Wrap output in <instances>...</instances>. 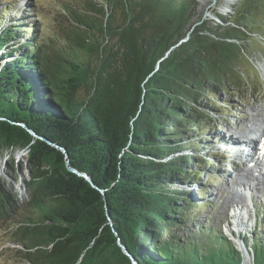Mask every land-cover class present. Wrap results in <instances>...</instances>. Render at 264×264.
<instances>
[{
  "label": "trees",
  "instance_id": "16d2710c",
  "mask_svg": "<svg viewBox=\"0 0 264 264\" xmlns=\"http://www.w3.org/2000/svg\"><path fill=\"white\" fill-rule=\"evenodd\" d=\"M193 5L52 0L27 21L0 8V116L67 156L26 129L0 128V166L8 151L11 171L28 170L23 197L0 174V257L130 264L120 243L137 264L241 263L220 225L200 224L195 238L188 225L209 203L182 186L200 184L210 154L201 137L226 124L230 97L245 95L237 57L264 29V0H240L234 15L209 22H193ZM20 147L28 152L16 162ZM254 234L244 243L264 264V230Z\"/></svg>",
  "mask_w": 264,
  "mask_h": 264
},
{
  "label": "rangeland",
  "instance_id": "374dc122",
  "mask_svg": "<svg viewBox=\"0 0 264 264\" xmlns=\"http://www.w3.org/2000/svg\"><path fill=\"white\" fill-rule=\"evenodd\" d=\"M192 1L194 2L193 22L199 18L209 22L211 20L217 21L216 15L218 14L226 17H228V13L234 15L233 9L240 0H215L214 2L210 0ZM51 2L52 0H0V8L4 7L6 10L5 14L11 16L12 8L17 7L19 9L17 15L19 16L21 12L24 11L22 14H26V17H24L22 21H27L35 20L37 15H46L49 13L52 9ZM258 13L264 18V13ZM193 26H191L190 31ZM257 32V36L248 35V51H246L248 56H245L244 59H239V57H237L241 65L239 69L248 81L245 95L241 99L235 96L230 97V101L232 102L231 107L229 109H223L226 124L219 127L215 125L210 126L212 128L207 129L203 137H201L210 145V149H207V153L210 152V154H208L206 158L209 164L206 167L205 173H203L200 178V184L193 183L191 185L182 186V188L188 190L191 199H195L198 202L204 201L205 203H209L199 214L196 215L192 212L196 217H193V221L190 222L188 228L195 231V238L197 237V228L200 224H207V227L212 226L216 229L219 227L218 225H220V230L226 237L228 236L229 238V236H232L233 239L239 242V244H237L233 241L235 248L241 253L242 259L240 264H243L245 252L250 257L247 264H253L252 253L246 250L247 248L244 241L247 238L250 242L255 235V231L259 229V231L262 232L264 230L263 226H256L257 218H261L264 223V177L259 178L258 176V170H260L264 176V157L257 158L252 153L248 152V165L234 167L232 163H229L231 162L230 159L229 161L227 160L228 157L224 155L226 151H224L220 145L221 142L230 141L228 140L229 138L235 141L242 140L246 139L249 134V137L253 136L251 138H254L259 128L264 129V29ZM222 98L226 99L227 96L222 95ZM213 119H217V117H213ZM261 121L263 127L259 126ZM241 128H244L246 131L250 129L252 132L248 134L247 132L241 133ZM244 135H246V137ZM211 151L215 154H219V160L218 158L215 160V158L211 156ZM8 154V151L3 152L0 174L7 181L11 182L14 191H16L19 196L23 197L25 195L23 180L28 177V170L24 165L25 163H23L22 170L11 171L4 163ZM222 157H224V159H221ZM21 160H24V154L20 157H15L16 162ZM224 161H226V163H224ZM232 161L235 164V159L232 158ZM253 162H257L258 165L252 167ZM258 166L259 168H255ZM208 179H210V181ZM239 182L244 183L240 186L238 184ZM245 184L252 186L250 189H246ZM246 190L252 193V205H250L248 200L245 202L242 198ZM199 193L202 194L200 195ZM244 202L247 204L246 208H248L244 211L246 215H243L242 218L238 215L239 224H236H238L237 227L239 230H233L234 222H237V220L233 217L232 212H235L238 207L243 206ZM180 233L183 234V236L187 235V231L182 232L179 230V234ZM165 237L166 233L162 235V238ZM4 240L5 239L0 235V246L2 247L5 245ZM6 263L13 264L1 256L0 264ZM16 264L23 263L18 262Z\"/></svg>",
  "mask_w": 264,
  "mask_h": 264
},
{
  "label": "water",
  "instance_id": "95a60500",
  "mask_svg": "<svg viewBox=\"0 0 264 264\" xmlns=\"http://www.w3.org/2000/svg\"><path fill=\"white\" fill-rule=\"evenodd\" d=\"M210 1H211V2H214L215 0H210ZM186 38H187V36H186L184 39H186ZM182 40H183V39H182ZM4 127H6V128H10V129L15 128V127H20V128L26 129V132L28 133V135L31 136V138H30L31 140H30V141H34L35 138H37V139H43V140H45L47 143H49L50 145L55 146V147H57L58 149H60V150L65 154V157H67L64 148H61V147L55 145L54 143L50 142L49 140L43 138L42 136L37 135V134H36L35 132H33L32 130L28 129V128L25 126V124L22 123V122H19V121H13V120H11V119L6 118L5 116H0V128H4ZM4 152H5V151H4ZM16 152H17V154H16ZM27 152H28L27 147L14 148V157H16V156H17V157H20V156H22L23 154H24V157H25V155L27 154ZM7 156H8V155H7ZM66 164H67V168L73 171V169L70 168V166H69L68 158H66ZM74 171H75V170H74ZM75 172H76V171H75ZM76 173H77L78 175H80V176H83L86 180H88L89 182H91L90 177L87 176L86 174L81 173V172H76ZM229 239H230L232 242L235 241L237 244H239V242H238L236 239H233L232 236H229ZM119 245H120V247L122 248L123 252L129 257V259H130V264H137V262H136V261L132 258V256L128 253V251L126 250V248H125L122 244H120V243H119ZM242 256H243V254H242Z\"/></svg>",
  "mask_w": 264,
  "mask_h": 264
},
{
  "label": "bare ground",
  "instance_id": "6f19581e",
  "mask_svg": "<svg viewBox=\"0 0 264 264\" xmlns=\"http://www.w3.org/2000/svg\"><path fill=\"white\" fill-rule=\"evenodd\" d=\"M226 1H232V0H226ZM263 124H262V121L260 122V127L262 126ZM263 127V126H262ZM242 132H247V134L248 133H251L252 131L250 130V129H247V131L244 129V128H241V133ZM258 132H260L261 134H263L264 135V129H260L259 128V130H258ZM245 137H246V135H244ZM249 136H250V134H249ZM250 138V137H249ZM237 142L236 143H234L233 145H228V148H227V146L225 147V146H222V149L224 150V151H226L225 153H229V154H231V155H233V154H238V152H239V149H240V147L238 146V143H239V140H236ZM258 165V164H257ZM256 165V166H257ZM259 173V174H258ZM258 176H259V178H262V177H264L263 176V173L262 172H260V170H258ZM256 174V175H257ZM243 183L244 182H239L238 184L240 185V186H242L243 185ZM246 186V187H245ZM245 186H243V187H245L246 189H250V187L252 186V185H247V184H245ZM253 196H252V193H250L249 192V190H246V193L245 194H243V196H242V198L245 200V202H247V200H249V199H251ZM243 203V206H241V207H238L237 208V210H235V212H232L233 213V217H235L236 218V220H237V222H234V225H233V227H234V229L233 230H237L238 229V227H237V225L239 224V216L238 215H240V217L242 218L243 217V215H246L245 214V212L244 211H246V209H248V208H246V203ZM235 213H237V214H235ZM236 223H238V224H236ZM232 230V231H233ZM239 230V229H238ZM249 260H250V257L246 254V252H245V256H244V261H243V264H247L248 262H249Z\"/></svg>",
  "mask_w": 264,
  "mask_h": 264
},
{
  "label": "flooded vegetation",
  "instance_id": "af4514ba",
  "mask_svg": "<svg viewBox=\"0 0 264 264\" xmlns=\"http://www.w3.org/2000/svg\"><path fill=\"white\" fill-rule=\"evenodd\" d=\"M247 250V249H246Z\"/></svg>",
  "mask_w": 264,
  "mask_h": 264
}]
</instances>
